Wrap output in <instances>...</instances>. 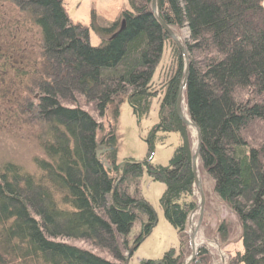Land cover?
<instances>
[{
    "label": "trees",
    "instance_id": "1",
    "mask_svg": "<svg viewBox=\"0 0 264 264\" xmlns=\"http://www.w3.org/2000/svg\"><path fill=\"white\" fill-rule=\"evenodd\" d=\"M129 5L100 28L103 43L96 47L88 29L70 20L64 0H0V20L9 10L25 20L16 22L22 35L0 33V98L19 102L25 93L16 123L28 126L41 153L32 170L11 161L0 166V264H129L157 224L139 190L145 172L166 185L160 206L180 238L179 251L170 248L159 264H184L189 256V216L198 204L195 149L176 111L186 62L152 0ZM157 11L175 32L188 31L184 98L201 134L199 170L237 219L221 220L216 238L227 247L240 229L225 264H264V0H157ZM27 23L35 43L23 36ZM155 98V131L180 135L170 164L151 163L156 134L147 158L118 163L116 135L102 138L100 119L111 106L117 118L124 101L146 116ZM102 139L114 148L98 156ZM136 223L141 228L130 243ZM211 260L201 245L191 264Z\"/></svg>",
    "mask_w": 264,
    "mask_h": 264
},
{
    "label": "rangeland",
    "instance_id": "2",
    "mask_svg": "<svg viewBox=\"0 0 264 264\" xmlns=\"http://www.w3.org/2000/svg\"><path fill=\"white\" fill-rule=\"evenodd\" d=\"M64 6L70 20L73 23L81 24L83 27L88 29L90 43L96 47L101 46L103 43L100 28L112 25L121 17L123 11L129 9L130 7L129 0H64ZM8 14L9 16L5 18L6 21L0 20V33H6V35L12 33L14 36L16 34L15 32L20 30L15 31V28L19 25H16V22L18 23V21H20V24L23 26L25 20L22 22L21 17L13 19L17 17L14 11L9 10ZM5 24H8V26L5 27ZM28 25L29 23H27L26 26L27 30L25 27L23 36L29 37L28 40L35 43V40H38V35L35 31L30 32V26L32 29H34V26ZM22 31L23 29L20 30V35H22ZM175 33L183 42L188 38L187 28L182 29L180 32L176 31ZM14 42L16 41L13 40L12 43ZM30 44L33 45L32 43ZM33 50L35 57H37L38 52L36 47L33 48ZM34 69L35 68H32L31 65L28 66V70L31 73H33ZM16 71L12 70L11 72L16 73ZM28 81L29 78L27 77L24 81L25 84L28 83ZM15 99L12 95H7L6 99L0 98V166L11 161L22 164L29 170H32L34 169L33 158L37 155H41L40 150L34 143L33 138H30L28 134V126H19L16 123L21 110L26 109L25 102L28 98L26 99V95L24 93L22 94V99H20L19 102L15 101ZM158 107V98H155L151 105L149 114L138 118L129 102L124 101L119 107V116L117 118L114 116V110L111 106L108 108L106 115L100 119L103 125L101 137L103 138L104 135L111 131H113L116 135L118 163H123L126 159L142 161L148 157L150 144L147 142V138L159 122ZM29 110L35 112L36 109L31 107ZM184 110H186V106ZM22 123L24 124V122ZM189 130L192 136L193 149L196 150L197 138L193 135L192 128H189ZM156 131L154 130L153 133L156 134V136L151 155V163L154 165L168 166L176 148L181 143L180 135L175 132L167 134ZM99 145L104 149L111 147L106 145V142L103 139ZM110 150H105V152ZM199 173L201 175V181L205 191L206 202L203 222L196 237L195 246L197 249L199 245L205 243L210 247L211 250H209L212 253V260L210 264H225L229 259V253H231L238 245L236 242L238 240L240 229H238L237 225L235 226L236 231L231 236L229 240L230 242H228V244H230L227 247H225L227 242H217L218 244L215 243V240L218 241L216 238V228L221 220L227 219L228 221L236 223L237 219L236 216L232 214L230 210L215 197L214 194H212L214 186L213 181L206 174L200 172V170ZM165 187L166 185L163 182L154 180L147 172L143 174L139 190L141 195L155 209L157 213V224L151 234H149L138 246V248L134 250L132 256L130 257L129 264H137L144 260L160 261L163 258L164 253L170 248H175L177 252L179 251V234L176 228L168 222L163 209L160 206V199L165 191ZM195 195L198 199V203L200 204V194L196 190ZM198 220L199 213H196L190 222L193 224L192 226L194 229L196 228ZM140 228V223H136L129 236L130 243L132 237L140 231ZM75 244L83 248L88 247V244L84 242H75ZM190 250L191 251L186 261L192 254L191 245ZM97 253L104 257L107 256L109 260L114 261L108 253Z\"/></svg>",
    "mask_w": 264,
    "mask_h": 264
},
{
    "label": "water",
    "instance_id": "3",
    "mask_svg": "<svg viewBox=\"0 0 264 264\" xmlns=\"http://www.w3.org/2000/svg\"><path fill=\"white\" fill-rule=\"evenodd\" d=\"M152 12L155 14L156 18L158 19L159 23L162 25V27L167 31V33L171 36V38L175 41V43L178 45V47L181 50V53L183 54L186 62L185 72L184 76L179 88L177 100H176V111L179 116V118L188 126V128L195 127L197 131V143H196V150L193 153L192 156V170L195 177V187L200 194V214H199V220L196 226V229L192 231L191 233V248H192V254L189 257V259L184 264H191L196 257L197 251H196V236L200 230L201 224L203 222L204 217V209H205V202H206V196L205 191L203 187V183L199 177V159H200V150H201V134L199 127L195 122H193L189 117L186 118L184 116L183 112V102H184V92L186 88L187 79L189 76V69H190V62H189V54L187 47L185 46V43L177 36L175 31L165 23V21L159 16L157 11V0H152ZM140 118V117H139ZM151 135L147 138V142L150 141ZM114 147H110L108 149L98 150L97 155L100 156L102 152H105V150H112ZM106 165H108L106 163ZM156 264H159V261L156 262Z\"/></svg>",
    "mask_w": 264,
    "mask_h": 264
},
{
    "label": "bare ground",
    "instance_id": "4",
    "mask_svg": "<svg viewBox=\"0 0 264 264\" xmlns=\"http://www.w3.org/2000/svg\"><path fill=\"white\" fill-rule=\"evenodd\" d=\"M184 104H185V103H183V107H184V108H183L184 116H185L186 118H188V115H187V113H186V110H184V109H185ZM192 131H193V135H195V137L197 138V131H196V128H195V127H192ZM199 177H200V179H201V175H200V173H199ZM196 213H199V214H200L199 203L197 204L196 209L190 214V216H191V217H194ZM193 229H194V227H193ZM201 245H202V244H201ZM201 245H199V246H201ZM197 249H198V248H197Z\"/></svg>",
    "mask_w": 264,
    "mask_h": 264
},
{
    "label": "flooded vegetation",
    "instance_id": "5",
    "mask_svg": "<svg viewBox=\"0 0 264 264\" xmlns=\"http://www.w3.org/2000/svg\"><path fill=\"white\" fill-rule=\"evenodd\" d=\"M153 130H155V129H153ZM153 133H154V131H153ZM153 133H152V135H153ZM152 139V138H151ZM150 142H151V140H150ZM104 149V148H103Z\"/></svg>",
    "mask_w": 264,
    "mask_h": 264
},
{
    "label": "crops",
    "instance_id": "6",
    "mask_svg": "<svg viewBox=\"0 0 264 264\" xmlns=\"http://www.w3.org/2000/svg\"><path fill=\"white\" fill-rule=\"evenodd\" d=\"M103 153H105V152H102L101 154H103ZM215 254V253H214Z\"/></svg>",
    "mask_w": 264,
    "mask_h": 264
}]
</instances>
